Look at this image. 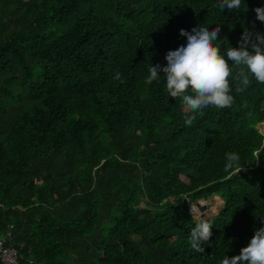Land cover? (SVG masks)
Masks as SVG:
<instances>
[{
  "label": "trees",
  "instance_id": "16d2710c",
  "mask_svg": "<svg viewBox=\"0 0 264 264\" xmlns=\"http://www.w3.org/2000/svg\"><path fill=\"white\" fill-rule=\"evenodd\" d=\"M219 2L0 0V236L21 264H220L264 226V84L189 126L163 73L145 83L181 29L220 27L222 54L264 33V0ZM215 195L197 253L189 206Z\"/></svg>",
  "mask_w": 264,
  "mask_h": 264
},
{
  "label": "clouds",
  "instance_id": "9594fccd",
  "mask_svg": "<svg viewBox=\"0 0 264 264\" xmlns=\"http://www.w3.org/2000/svg\"><path fill=\"white\" fill-rule=\"evenodd\" d=\"M242 3L243 0H220L216 7L232 12L240 10ZM254 11L256 19L264 23V7ZM179 34L186 37V44L166 53L165 67L151 64L145 83L152 84L158 80L159 73L164 74L168 95L173 99L181 98L186 110L192 113L185 117L186 125L191 126L196 119L195 114L206 108H231L235 102L231 94L233 83L236 93H244L253 80L264 84V34L245 29L238 47L229 46L224 54L218 40L220 27L209 30L199 25L190 32L181 29ZM115 79H121L119 72ZM226 160L228 169L236 167L237 174L243 170L238 153L226 154ZM260 219L264 225V216ZM212 227L213 222L204 217L195 220L189 237L193 251L204 252L202 245L210 240ZM220 264H264V226L255 230L238 255H225Z\"/></svg>",
  "mask_w": 264,
  "mask_h": 264
},
{
  "label": "rangeland",
  "instance_id": "374dc122",
  "mask_svg": "<svg viewBox=\"0 0 264 264\" xmlns=\"http://www.w3.org/2000/svg\"><path fill=\"white\" fill-rule=\"evenodd\" d=\"M251 31H255V27L252 28ZM259 33L264 34L262 32H259ZM258 128L264 135V121L258 124ZM198 202L202 206L205 205V208L200 210L195 204H193L198 209L197 214L194 215V220H196L198 217H204L208 220H211L219 212L220 208L223 205L221 198L216 195L211 196L207 199H201Z\"/></svg>",
  "mask_w": 264,
  "mask_h": 264
},
{
  "label": "built area",
  "instance_id": "2783aa9c",
  "mask_svg": "<svg viewBox=\"0 0 264 264\" xmlns=\"http://www.w3.org/2000/svg\"><path fill=\"white\" fill-rule=\"evenodd\" d=\"M197 210L196 206L190 204L189 211L193 217L197 214ZM6 236H0V260L4 264H21L19 261L20 255L17 250L5 245Z\"/></svg>",
  "mask_w": 264,
  "mask_h": 264
},
{
  "label": "water",
  "instance_id": "95a60500",
  "mask_svg": "<svg viewBox=\"0 0 264 264\" xmlns=\"http://www.w3.org/2000/svg\"><path fill=\"white\" fill-rule=\"evenodd\" d=\"M195 205L200 209V210H202V209H204L205 208V205H200V203L197 201V202H195Z\"/></svg>",
  "mask_w": 264,
  "mask_h": 264
},
{
  "label": "crops",
  "instance_id": "0c3cea01",
  "mask_svg": "<svg viewBox=\"0 0 264 264\" xmlns=\"http://www.w3.org/2000/svg\"><path fill=\"white\" fill-rule=\"evenodd\" d=\"M221 201H222V199H221Z\"/></svg>",
  "mask_w": 264,
  "mask_h": 264
}]
</instances>
